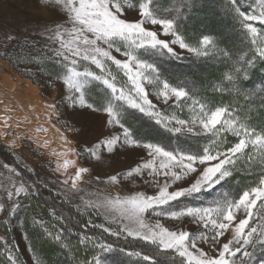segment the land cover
Instances as JSON below:
<instances>
[{"label": "snow or ice", "instance_id": "1", "mask_svg": "<svg viewBox=\"0 0 264 264\" xmlns=\"http://www.w3.org/2000/svg\"><path fill=\"white\" fill-rule=\"evenodd\" d=\"M201 2L168 0V5L162 6V0H42V7L54 11L58 18L45 23L39 33L47 40L39 49L41 54L25 57L3 53L5 58L34 63L42 75L61 81L62 101L67 107L105 116L108 134L92 147L84 146L86 157L101 160L98 150L102 146L108 153L128 146L147 151L148 158L142 163L109 176L107 182L120 183L121 178L135 182L138 178L158 188L157 192L115 196L96 193L95 200L84 201V209L92 210L88 215L95 213L104 221L92 226L115 238L109 241L85 236L96 249L86 264H109L107 257L113 253L135 257L134 264H264V129L254 126L251 107L259 97L264 109V87L257 93L244 86L257 61L264 62V0H252L250 10L241 0H222V14L238 25L248 41L247 50L237 52L221 46L222 36L188 34L184 25ZM132 11L138 18H128ZM5 39L17 37L6 33ZM25 46H29L28 42ZM3 47L7 49L8 44ZM182 51L196 58H222L230 71L213 91L228 93L235 103L230 100L218 104L194 91L187 81L170 82L163 66L168 61L181 60ZM26 74L31 73L26 70ZM151 97L172 111L161 110ZM48 107L57 109L55 103ZM185 108L188 116L181 118L177 112ZM130 120L162 129L160 135L195 138L197 144L194 148H170L171 136L167 137V145L150 142L137 134ZM61 123L67 126L68 122ZM74 130L78 134L85 131ZM63 139L71 143L67 137ZM70 151L81 155L75 149L53 154L66 156ZM74 163L66 160L63 165L57 164L56 170L66 171ZM90 170L78 168L63 184L71 179V189L83 191L79 183ZM9 171L17 174L15 168ZM96 179L100 180L98 176ZM189 179L187 186L173 187ZM241 179L251 182L241 184ZM6 191L9 199L21 194L28 198L39 195V186L13 183L12 190ZM209 196L213 199L208 200ZM19 207L16 199L9 215L15 216ZM3 211L4 204L0 203V212ZM238 214L241 218L237 222ZM150 217L177 221L187 217L198 230H172L159 219L150 222ZM230 228L231 236L221 243ZM46 234L53 237L52 233ZM53 238L67 248L61 235ZM121 239L136 241L140 250L120 247L116 241ZM202 244L207 245V251ZM9 259L11 264H17L18 257ZM36 264H40L38 259Z\"/></svg>", "mask_w": 264, "mask_h": 264}, {"label": "rangeland", "instance_id": "2", "mask_svg": "<svg viewBox=\"0 0 264 264\" xmlns=\"http://www.w3.org/2000/svg\"><path fill=\"white\" fill-rule=\"evenodd\" d=\"M202 2L199 10L186 22L184 27L189 35L200 32L211 35L212 31L214 36L219 37L220 34L225 33L222 28L212 27L211 29V26L207 24H199L200 19L207 15V11H212L210 4L203 5ZM241 2L250 10L252 0H241ZM162 6H166L165 0H162ZM57 18L54 11L42 7V0H0V86L2 79L9 78L13 84L21 83L20 86L24 89L28 88L27 84L31 83L36 87L38 94L37 97L35 96L37 100L32 103L29 110L25 109L22 104L16 108L0 106V134L4 135L6 140L2 141L0 137V203L4 204V211L0 212V251L10 264V256L18 257L17 264H36L37 259L40 261L38 252L34 247V243H32L33 239H31L29 234L30 231L34 232L36 229L43 231L44 236L48 240L60 246L61 242H57L53 237L56 234L61 235V241L67 245V248L61 247L67 251L71 250V244L61 228V226H67L63 218L52 210L48 211L49 216H45L36 208V205L33 207V204H35V202L32 204L34 196L41 195L47 200H51L53 197L67 207H72L75 211L79 208V213L87 224L91 220V224L88 225L93 227L92 225H99L104 223V221L95 213L89 216L88 212L92 210L84 209V201L95 200L96 193L115 196L117 194H131L136 191H145L149 194H154L158 191V188L149 187L138 178L135 182L132 179L121 178L120 183H108L107 179L109 176L125 173L147 159V151L143 147L128 146L113 153H108L106 148L102 146L98 150L102 156L101 160L86 157L84 146L92 147L108 134L109 130L104 127L105 116L91 113L87 110H73L67 107L62 101L63 85L61 81L52 80L51 77L42 75L34 63H22L15 57H4L3 53L5 51L19 53L25 57L28 55L39 56L41 54L39 49L43 48L47 43L45 37L39 33L45 23ZM128 18H138L137 12H130ZM6 33L14 35L17 39L6 41ZM25 42H28L29 46H25ZM5 43L8 44L7 49L3 47ZM30 45H35V47ZM20 49H23L22 53ZM182 57L194 59V61L199 63H204L207 60V58H196L186 51H182ZM118 58L122 57L118 56ZM191 69L194 72H198L199 65L195 64ZM26 70L31 74H26ZM209 79L211 80L212 77ZM5 90L6 93H4ZM0 94L5 96V94H9V91L2 87L0 88ZM24 98L19 96L21 100ZM151 98L154 99V97ZM154 102L158 103L161 110L172 111L168 105L161 104L155 99ZM54 103L57 105L56 110L48 107ZM5 104H10V101L6 100ZM169 104H172V101H169ZM21 110H24L23 114L20 113ZM41 110H43L44 118L46 119L45 123L48 126L37 129L34 126L35 124H33L31 114H35L36 118H41ZM177 115H180L181 118H186L188 116L187 108L183 112H177ZM49 116L51 117L50 119ZM61 121H67V126L62 124ZM130 123L134 125L133 120H130ZM75 128H83L85 131L78 134L74 130ZM44 129L47 131H44ZM149 133L151 136L155 134L153 131ZM63 137H67L71 143H65ZM180 137H184V144L197 142L195 138H190L189 136ZM231 140L235 142V138ZM149 141L156 142V140ZM45 142H48L46 147L43 146ZM203 142V140L200 141L201 144ZM68 149H75L81 155L77 156L75 152L71 151L66 156L53 154L54 152L61 153ZM66 160L75 161V163L69 165L66 171L63 168L57 171V164L63 165ZM4 165H8L9 168H15L17 174L11 173L9 168H5ZM80 167H87L91 170L84 174L79 183V187L83 188V191H76L71 189V179H69L67 185L63 184V180L74 176ZM97 176L100 178L99 181L96 179ZM20 182H24L26 185L32 183L38 185L39 195L26 198L21 194L19 197L9 199L6 190H12L13 183L19 186ZM190 182L191 180L189 179L173 187L187 186ZM169 190L171 191L172 189L170 188ZM16 199L19 200L20 207L17 209L15 216H10L9 210ZM207 199L211 200L213 196ZM31 204L32 207H30ZM240 218L241 216L238 214L237 222ZM149 219L153 223L156 219H159L161 223L172 230L177 228L190 232L198 230V226L191 223L187 217L183 221L172 220L167 217H150ZM93 228L99 229L98 227ZM46 233H52L53 237H49ZM231 234L232 230L230 228L226 236L221 238V243L225 242ZM111 238L115 239L114 237ZM85 241L89 242L90 246L92 245L91 240ZM121 241L123 242L124 240L121 239ZM129 241L132 240L130 239ZM30 247L31 251L29 250ZM201 247H204L205 251L208 250L206 244H202ZM249 251H252V249L249 248ZM34 254L36 259L33 258ZM40 264H42L41 261Z\"/></svg>", "mask_w": 264, "mask_h": 264}, {"label": "trees", "instance_id": "3", "mask_svg": "<svg viewBox=\"0 0 264 264\" xmlns=\"http://www.w3.org/2000/svg\"><path fill=\"white\" fill-rule=\"evenodd\" d=\"M202 4L211 5L212 11H207V15L200 19V25H209L215 28H222L224 34H220L219 37H224L222 47H227L233 52H237L241 49L247 50L248 41L244 39L243 33L239 30L238 25L230 19V17L222 14L220 5L222 0H202ZM168 5V0H165ZM242 3V2H241ZM245 7V6H244ZM246 8V7H245ZM187 28V27H186ZM214 29V28H213ZM187 30V29H186ZM211 31V30H210ZM211 35L213 32L211 31ZM195 64L199 65L198 72H194L191 67ZM215 66V67H214ZM175 67V69H174ZM164 75L172 83L177 81H186L201 96L208 97L215 103L227 104L231 100L235 103V100L229 96L228 93L220 94L213 91L214 86H219L221 78L225 73L230 71L226 63L222 61V58L210 56L204 63L194 61V59L182 58L178 61H168L163 66ZM212 79L208 80V78ZM245 88L251 90L255 89L259 93L261 87H264V62L257 61L256 67L250 72V79L244 82ZM255 105H252V115L254 118V126L259 129H264V109L261 108L260 98L256 97ZM240 103L245 104L244 100H240ZM133 128L137 130V134L140 137H147L151 141L159 142L161 144H169L168 136H171L170 148L176 147H195L197 142H187L184 144V137L177 139V135L160 133L163 131L158 128H150L147 125L142 126V123L133 120ZM155 132L154 135L148 134V132ZM233 137L229 136L231 140ZM232 141V140H231ZM233 142V141H232ZM251 180L241 179V184L250 183ZM233 191L235 187L233 186ZM211 197V196H209ZM35 202V204H33ZM33 207L39 209L45 216L48 215V211L52 210L57 215L61 216L66 223L65 226H61L64 234L67 236L69 243L71 244V250L67 251L63 249L59 244L48 240L43 231L36 229L34 232L30 231L31 239H33L34 247L38 252L40 261L42 264H86L91 257L96 253V249L90 246V243L84 240L85 236L94 238H103L109 241H115L109 237L106 233H102L101 230L91 227L87 224L83 216L75 211L72 207H67L64 203L59 202L55 198L47 200L41 195L34 196ZM32 204L30 207H32ZM87 225V226H86ZM30 228V227H29ZM31 230V229H30ZM120 247H125L127 250H140L137 242L129 241L122 242L116 241ZM1 250V249H0ZM109 264H134L136 258L126 257L123 254H109L107 257ZM0 264H10L5 255L0 251Z\"/></svg>", "mask_w": 264, "mask_h": 264}, {"label": "bare ground", "instance_id": "4", "mask_svg": "<svg viewBox=\"0 0 264 264\" xmlns=\"http://www.w3.org/2000/svg\"><path fill=\"white\" fill-rule=\"evenodd\" d=\"M1 81H2L1 86L3 88L7 89L9 91V94H5V96L0 94V106L4 105V106H2L4 108H9L10 106L16 108L17 106L22 104L25 106V109L29 110V108H31V106H32V103L37 100V99H35V96L36 97L38 96L37 90L35 89L36 87L34 85H32L31 83L27 84L28 88L24 89L20 86L21 83L20 84L19 83L13 84V83H11V80L9 78H4ZM1 86H0V88H2ZM4 93H6V90L4 91ZM19 96H23L25 98L23 100H21V99H19ZM3 97H4V99H3ZM6 100H9L10 104H8V105L5 104ZM23 111L24 110H21L20 113L23 114ZM16 112H18V111H16ZM26 112H29V111H26ZM40 112H41L40 116H42L41 118H36L35 114L34 115L31 114L32 115V117H31L32 121L34 122L33 124H35L34 126H36L37 129H39V128L41 129L44 126H48V124L45 123L46 119L44 118L43 110H41ZM36 122H38V123L36 124ZM0 137H1L2 141H6L4 135L0 134Z\"/></svg>", "mask_w": 264, "mask_h": 264}]
</instances>
